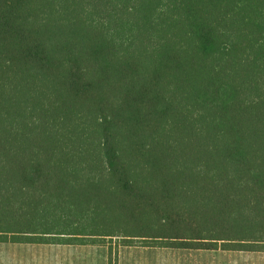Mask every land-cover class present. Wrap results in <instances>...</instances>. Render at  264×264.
Masks as SVG:
<instances>
[{
  "label": "trees",
  "instance_id": "obj_1",
  "mask_svg": "<svg viewBox=\"0 0 264 264\" xmlns=\"http://www.w3.org/2000/svg\"><path fill=\"white\" fill-rule=\"evenodd\" d=\"M24 203L72 228L0 241L264 251V0H0V215ZM111 203L147 230L90 231Z\"/></svg>",
  "mask_w": 264,
  "mask_h": 264
},
{
  "label": "rangeland",
  "instance_id": "obj_2",
  "mask_svg": "<svg viewBox=\"0 0 264 264\" xmlns=\"http://www.w3.org/2000/svg\"><path fill=\"white\" fill-rule=\"evenodd\" d=\"M18 208H22V211ZM13 210L11 209L8 215H0V231H2L0 233L8 235L37 234L43 230L51 233L56 232L53 230L66 229L68 226L63 225L60 218H53L47 223L44 220H33L32 217L25 214L30 212L27 203H24L23 207L14 205ZM13 212L24 216L17 215L14 219L10 217ZM134 218L136 219L129 218L128 214L120 212L118 208L115 211L113 203H111L107 210L97 212L95 219H98L99 223L93 227L96 231H90L135 234L147 230V218L137 215ZM69 227L72 228L71 225L67 228ZM84 229L88 231L89 227L84 224ZM101 242L106 245V250H108L106 252L108 255V257L106 255V261L107 258L109 259L108 264H264V251L261 250H222L220 248L194 250L168 246L173 245L170 241L140 240V238L125 240L119 236L112 238L106 236ZM98 256L101 257L100 252H98Z\"/></svg>",
  "mask_w": 264,
  "mask_h": 264
},
{
  "label": "crops",
  "instance_id": "obj_3",
  "mask_svg": "<svg viewBox=\"0 0 264 264\" xmlns=\"http://www.w3.org/2000/svg\"><path fill=\"white\" fill-rule=\"evenodd\" d=\"M106 248L89 243L0 241V264H108Z\"/></svg>",
  "mask_w": 264,
  "mask_h": 264
}]
</instances>
